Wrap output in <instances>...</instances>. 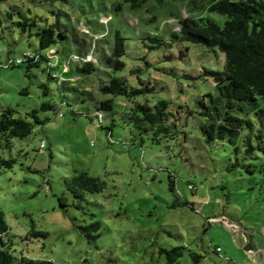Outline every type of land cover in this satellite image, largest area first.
<instances>
[{"label": "rangeland", "instance_id": "rangeland-1", "mask_svg": "<svg viewBox=\"0 0 264 264\" xmlns=\"http://www.w3.org/2000/svg\"><path fill=\"white\" fill-rule=\"evenodd\" d=\"M9 5L36 16L40 25L53 23L59 12L69 35L86 43L94 32L98 37L105 32L110 44L114 31L119 30L128 46L124 58L147 53L145 59L137 58V65L146 68L142 78L156 83L152 101L166 99L173 109L179 104L193 107L199 96L215 92L212 79L200 74L204 66L221 68L223 52L192 46L185 60L167 59L164 55L178 52L177 47L146 50L137 31L167 38L180 31L187 14L220 25L224 15L194 9L188 0H165L161 5L150 1L137 9L123 0L53 4L6 0L0 2V12L4 14ZM151 16H155L153 21L148 20ZM5 27L4 32L0 30V111L10 107L15 115L29 118L26 113L35 109L43 121L29 136L14 139L10 149L0 148V156L15 160L11 168L0 170V210L9 227L14 255L23 253L29 259L51 260L53 264H168L160 249L181 246L176 264H264V153H246L247 130L240 132L234 144L226 140L205 143L195 120L189 118L187 141L151 143L145 139L141 145L135 140L123 146L121 142L131 138L120 116L125 99L115 97L114 108L106 113L108 119H115L108 137L97 119L76 117L60 106V89L43 70V63L28 72L25 64L5 66L7 58L38 47L34 36ZM84 27L88 34L81 31ZM136 42L137 49L132 46ZM65 45L70 46L68 41ZM108 72L104 67L89 74L75 72L80 76L73 81L76 90L64 88L75 109L93 111V101L104 98L98 82L107 78ZM129 81L135 83L133 78ZM84 88L89 93L81 94ZM76 95L85 101L77 102ZM42 103L54 108L41 109ZM258 107L264 108V102L259 100ZM250 117L256 127V116L250 113ZM74 170H84L104 182L102 191L84 194L81 208L72 205L73 198L63 183ZM169 175L174 180L173 191ZM60 196L68 199L69 206H59ZM178 200H187L192 207L173 206ZM94 220L100 224L99 236L89 242L78 225ZM31 223L47 236L23 239ZM191 253L202 256L199 262L193 261Z\"/></svg>", "mask_w": 264, "mask_h": 264}, {"label": "trees", "instance_id": "trees-1", "mask_svg": "<svg viewBox=\"0 0 264 264\" xmlns=\"http://www.w3.org/2000/svg\"><path fill=\"white\" fill-rule=\"evenodd\" d=\"M4 1L6 0H0V2ZM34 1L40 4H53L67 0ZM123 1L130 8L137 9L150 1L161 5L165 0ZM190 2L193 3L194 9H204L226 16L224 23L220 25L209 18L187 14L181 20L180 31L170 33L167 38L148 31H143L141 34L137 31V34L146 50L177 47L178 52H168L164 55L167 59L185 60L192 46L204 47L208 50L219 49L224 53L221 68L204 66L200 74L212 79L215 92L199 96L193 107L179 104L173 109L172 102L166 99L151 100V95L158 88L150 79L141 77V73L146 68L137 65V58L145 59L147 53L142 56H137L135 53L130 59L124 58V55L129 53L128 46L126 38L119 30L114 31L110 44L105 32L100 33L102 35L100 37L96 35L98 32H94L90 36V43H86L85 39H78L75 34L69 35L67 27L59 20V12L52 11L53 14L55 13L56 20L46 25H40L36 16L26 15L12 5H9L4 14L0 12L1 32H4L5 26H7L5 28L16 27L20 33L27 34L28 37L34 36L38 42V47L34 51L24 50L18 57L7 58L11 59V63L5 66L15 67L25 64L28 72L31 67H38L43 63V70L60 89L62 96L60 106H65L76 117L82 115L97 119L99 127L105 130L108 137H111L113 133L115 119L113 116L108 119L106 113L114 108L115 97H123L125 102L120 116L131 136L125 144L121 142L123 146L134 144L135 140H138L141 145L145 139L151 143L162 141L178 143L183 139L187 141L190 138V132L186 129L187 122L191 118L195 120L200 137L205 143L226 140L234 144L240 132L247 130L244 135L246 153L248 155H252L255 151L264 153V108L258 107L259 100L264 102V0H188V3ZM117 7L119 8V5ZM154 19L155 16H151L148 20ZM81 31L85 34L89 33L86 27ZM67 41L70 46L65 45ZM132 46L137 49V42ZM86 56H90V59L87 60ZM16 59H20V62L16 63ZM132 61L134 63H131ZM99 67L109 71L107 78L99 81L97 86L104 98L93 101L92 112L89 109L82 111L75 109L72 101L70 102L65 96L64 88L76 90L73 81L80 80L77 74L94 73ZM184 76L193 78L189 73H185ZM129 77L135 80L133 85ZM41 86L45 87L43 84ZM46 92L45 87L44 93ZM80 93L85 94L89 91L84 88ZM76 100L83 102L85 98L76 95ZM51 108H54L51 103L41 104V109ZM250 113L257 118L256 127ZM26 115L29 118L15 115V110L10 107L1 109V149H10L14 139L29 136L35 131L36 125L43 122L35 109ZM104 119H106L105 122ZM42 145L44 146L43 143ZM14 161L13 157L0 156V170L11 168ZM247 171L252 172L249 169ZM63 183L73 198L72 205L76 208H81V201L86 192L97 193L104 188V182L100 177L84 170H74V174L65 178ZM173 186L174 180L169 175V188L172 191ZM188 187L193 188L192 185ZM58 203L61 208L69 206L65 196L58 197ZM176 205L192 207L187 200L181 202L178 200L173 203V206ZM78 228L89 242H94L99 236L100 224L96 220L87 225H78ZM46 236L45 231L37 229L35 224L31 223L23 239ZM11 245L9 227L0 210V264H53L51 260L29 259L23 253L14 255ZM182 248L175 246L169 249L161 248L160 251L165 255L168 264H176L182 255ZM215 251L218 253L220 248L217 246ZM191 256L194 262H199L202 257L195 253H191Z\"/></svg>", "mask_w": 264, "mask_h": 264}, {"label": "built area", "instance_id": "built-area-1", "mask_svg": "<svg viewBox=\"0 0 264 264\" xmlns=\"http://www.w3.org/2000/svg\"><path fill=\"white\" fill-rule=\"evenodd\" d=\"M86 59L89 60L90 59V56H86ZM15 62L16 63H19L20 62V59H16ZM5 63H6L5 65L11 63V59H7Z\"/></svg>", "mask_w": 264, "mask_h": 264}]
</instances>
